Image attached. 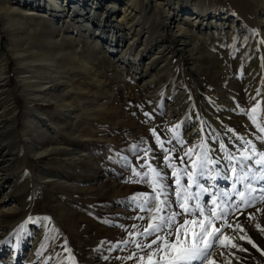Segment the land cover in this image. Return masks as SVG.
Returning a JSON list of instances; mask_svg holds the SVG:
<instances>
[{"label":"rangeland","instance_id":"obj_1","mask_svg":"<svg viewBox=\"0 0 264 264\" xmlns=\"http://www.w3.org/2000/svg\"><path fill=\"white\" fill-rule=\"evenodd\" d=\"M181 2H190L198 7L204 5L208 11L230 14L245 26V31L240 29L236 31L235 40L233 43L230 42L231 44L223 38L225 35L221 32L217 36L222 42L208 41V49L212 52L219 53L220 46L227 54L223 52L219 54L221 62L225 64L224 67L219 66L210 57L208 49L204 48L207 43L200 40H198L200 45L192 49L193 62L201 82L208 86L210 105L216 112L217 123L241 133L240 135L244 132L243 135L255 139L264 146V131L261 130L264 129L262 94L256 98L255 103H250L240 84L231 82L235 69L240 70L239 82L244 79L243 68L252 63L254 56L250 54V49L256 41L259 52L263 53L260 66L264 69V43L261 44L258 39V33L263 29L261 23L258 24L261 10L258 11L257 5L251 0H181ZM87 12L89 10L85 11ZM94 18L97 22L98 17L95 15ZM151 22V19H146L147 26H150ZM1 33L4 36L3 31ZM240 35H243L242 41L238 39ZM237 41L241 42V46ZM85 43L86 40H80L81 49L76 61L68 59L70 67L79 65L80 61L87 62L90 48ZM66 47L72 50L73 45L68 42ZM145 50L147 56L140 61L141 70L154 53L151 52L153 46L150 41ZM7 54L12 61V85L17 86L16 67L13 66L11 55ZM128 57L131 56H126V60L132 64V59ZM238 61L242 65V70L240 67L237 68ZM102 63V60L97 59L91 74L82 73L81 77L75 80L77 89L80 86L85 91L89 87L87 94L81 95L78 90L72 93L74 97H68L67 100V103H73L76 110L78 109L76 101H79L77 99L84 96L82 105L85 110L82 112L93 114L91 123L87 124L84 121L85 115H82L75 120L73 127L69 118L59 113L57 104L34 105L35 108L40 106L39 110H46L45 114L54 126L53 134L39 131L36 134L29 133V138L37 145L42 144L43 147L55 149L72 145L71 147L84 150L85 159L82 155L77 164L71 165L66 160L59 162L58 154L52 159L29 158L28 162H22L15 172L13 166L11 167L9 162L6 163L9 176L2 186V189H5L3 193L8 191L9 185H16L14 192L11 191L10 194L20 200L19 205L23 209L25 207V211L12 218L17 229L10 237H3L11 227L9 225L6 231L0 234V264H41V261L42 264H149V254L161 246V242L158 241L151 248L146 245L151 244L157 235L174 233L184 219H203L204 217L199 216L197 204L203 207L205 216L210 215L209 209L215 212L212 226L207 230L213 232L214 228L220 229V232L216 233L219 239L208 249L210 256L204 264H264V191H262L264 178H260V183L256 186L248 179H243L236 183V191H232L231 185L235 179L222 176L224 174L220 172L219 164L212 163L213 155L208 144L211 140L215 145L225 141L220 140L219 135H215L219 132H213L209 124L204 123L205 130L197 131L199 134L197 133L195 145L189 143L186 136L198 128L195 125L199 123L200 112L193 78L182 63L175 59L170 69L160 77L164 88L155 99L153 96L144 95L141 86L131 77L129 83L119 84L113 79L111 68ZM262 79L264 89V73ZM99 81L101 84H98ZM107 88L114 94L111 100L106 96ZM179 93L188 94L190 99L188 110L184 112L182 106H177L176 117L169 116L167 101L172 95L175 97ZM236 94L238 96H235ZM222 95L233 100L237 109L229 110L222 107L221 103H217ZM16 102L19 109L18 127L21 129L22 126H26L25 119L29 113L24 98L18 92ZM194 110H197L195 113L197 118L193 115ZM79 112L82 113L80 108ZM171 117L174 119L171 120ZM11 128L10 125H6L0 138L13 148L10 144ZM80 134L83 136V142L77 141ZM49 140L52 143L46 146L45 141ZM21 147H25L22 141ZM9 157L7 160H10V163L13 165L17 163L15 159L11 160ZM89 157L91 159H88ZM243 160L237 154L232 158L236 166L245 164ZM39 169H45L47 175L49 173L66 175L71 182L76 181L85 187L86 191H74L73 188L68 189L64 186L46 189L38 175ZM157 173L159 175H156ZM189 174L193 177L194 183L188 180ZM258 175L256 173V176ZM213 176L214 180L211 178ZM177 179L180 181L179 185L176 183ZM28 183L30 188L27 187ZM189 183L191 187H188ZM197 184H203L213 194L220 190L229 192L230 196L218 197L215 203L207 193L202 194L199 199L193 197L187 201L191 215L177 216V224L171 229L165 228L160 233L147 235L145 230L153 223V215L167 217L172 213L183 212L179 204L184 202L185 197L182 194L178 199L175 192L184 186L187 187L188 193L194 194L199 191ZM240 191L244 192L243 198L237 194ZM161 201L165 202L164 210L156 213L155 206ZM5 216L8 217L9 214ZM12 219L2 221L10 224L13 222ZM31 228L42 234V241L36 251V258L27 260L26 253L32 246ZM191 231L189 226L179 233V244L183 247L192 246ZM195 231L201 230L197 227ZM176 239V235H167L169 242ZM207 239L210 238L202 240L196 237L195 243L203 248ZM137 244L140 246L137 247ZM166 251L167 255L159 253L153 257V261L163 255L161 264H170L175 258V252L171 248ZM51 252L53 257L47 259L46 255ZM194 263L199 264L198 261Z\"/></svg>","mask_w":264,"mask_h":264},{"label":"bare ground","instance_id":"obj_2","mask_svg":"<svg viewBox=\"0 0 264 264\" xmlns=\"http://www.w3.org/2000/svg\"><path fill=\"white\" fill-rule=\"evenodd\" d=\"M251 1L257 5L258 11L261 10L258 24L261 23L263 29L258 33V39L263 44L264 0ZM180 2L181 0H0V127H2L0 135H2V129L6 125H10L12 127L10 144L13 146L10 148L8 142L0 138V234L6 231L8 225L11 226L3 234V237L12 235L13 231L17 229L12 218L25 211V207L23 209L19 205L20 200L10 194L11 191L14 192L16 185H9L8 191L3 193L5 189H2V186L9 176L5 167L6 163L9 162L15 172V169L18 170L22 162H28L29 158L33 160L52 159L58 154L60 155L57 157L59 162L66 160L71 165L77 164L82 155L85 159L84 150L80 148L71 147L72 145L57 149L43 147L42 144L41 146L35 144L29 138V133L36 134L42 131L53 134L54 126L51 120H48L49 118L45 114L46 110H39L40 106L35 108V104L43 106H48L51 103L57 104L59 113L62 116H67L73 127L75 120L82 115L87 118L83 119L87 124L91 123L93 114L82 112L85 110L82 105L84 96L76 101L78 109L80 108L82 113H78V109L74 110L73 103H67V100L68 97L73 96V92L78 90L81 95L87 94L89 87L86 89L87 91H84L80 86L77 89L75 80L77 81L82 73L91 74L94 69L93 64L97 59L102 60V64L111 68L112 77L119 84L129 83L131 77L136 84L141 86L144 95L153 96L154 99L164 88L160 77L170 69L175 59L179 60L193 78L195 94L198 97V111L200 112L199 123L195 125L198 128L186 136L189 143L195 145L198 139L197 131L202 132L205 130L203 124H209L211 129L213 128V132H219L215 135H219L220 140L225 141L215 145L211 140L208 144L213 161H216L214 165L219 164L220 172L224 174L222 176L232 177L231 179H235V181L237 176H241L251 181L250 183L255 186L260 183V178H264V163H256V161L264 159V146L255 139L243 135L244 132L240 135L241 133L224 128L223 125L217 123L216 112L210 105L208 86L201 82L193 62L192 49H196L200 45L198 40L207 43L204 48L208 49V41L222 42L217 36L221 32L225 35L223 38L231 44L235 40L236 31L238 29L245 31L246 28L241 21L232 18L230 14L208 11L207 6L204 5L198 7L190 2ZM87 10L89 12L85 13ZM95 15L98 17L97 22L94 18ZM146 19L152 20L150 26H147ZM238 39L242 41L243 35H240ZM80 40H86L90 48L89 58L87 62L80 61L79 65L70 67L68 59L73 62L78 59V52L81 49ZM149 41L153 46L151 52L154 53L144 66L145 68L141 70L140 61L147 56L145 49ZM68 42L72 43V50L66 47ZM238 44L241 46V42ZM218 47L220 52H223L220 46ZM258 48L256 41L250 49V54L252 53L254 56L251 65L243 66L244 79L240 81L242 83L239 82L240 79L238 80L239 69H235L231 77L233 84H240L242 92L250 103H255L256 98L261 94V100L264 103V89L261 84L264 69L260 66L263 53H260ZM208 51L210 57L219 66H225L220 60V52H212L210 49ZM7 53L11 55L14 61L13 66L16 67L17 86L12 85V61ZM223 53L227 55L225 52ZM128 55L131 56L128 58L132 59V64L128 62V59L126 60ZM239 67L242 70L240 61L237 62V68ZM223 73L225 74V72ZM98 84L101 82L99 81ZM15 91L24 98L29 113L25 119L26 126H22L21 129L18 127L17 113L19 109ZM55 92L58 95H55ZM177 95L175 97L172 95L167 101L169 116L176 117L177 106H182L184 112L188 110V102H190L188 94L179 93ZM106 96L109 100L113 98L114 94L111 89L107 88ZM220 98L217 103H221L222 107L229 110L237 109L233 100L226 99L224 95ZM195 113L197 110L193 111V115ZM174 117H171V120ZM82 139L83 136L80 134L77 141L83 142ZM51 140L45 141L46 146L51 145ZM21 141L25 143V147H21ZM11 152L13 154L10 155ZM236 154L244 159L245 164H241L244 166L243 171H241V165L236 166L232 159H228L229 156L233 158ZM8 156L11 160L15 159L17 163L14 165L10 163V160H7ZM232 166L237 170L235 174L232 172ZM256 173L259 175L256 176ZM38 175L46 189L64 186L68 189L73 188L74 191L83 192L85 190V187L76 181L71 182L66 175L61 173L47 175L45 169H39ZM27 187H29V183ZM5 214H9L10 217H6ZM2 219H12L13 222L7 224ZM30 237L32 246L26 253L27 260L36 258V251L42 241V234L36 229L31 228ZM46 256L47 259H51L52 252ZM40 263L42 264V261Z\"/></svg>","mask_w":264,"mask_h":264},{"label":"snow or ice","instance_id":"obj_3","mask_svg":"<svg viewBox=\"0 0 264 264\" xmlns=\"http://www.w3.org/2000/svg\"><path fill=\"white\" fill-rule=\"evenodd\" d=\"M147 115V114H146ZM264 131V129H261ZM191 151V150H190ZM229 160L232 159L231 156L228 157ZM245 159H248V157H245ZM213 164L216 163V161H212ZM256 163L261 164L264 163V159L260 161H256ZM244 166L241 165V171H243ZM236 168H232V172L235 174L236 173ZM136 175H139V173H134ZM156 175H159L158 173ZM212 179H215V176L211 177ZM244 179V177L237 176L236 181L231 185L232 191H236V183L241 182ZM188 180L191 183H194L193 177L191 174L188 175ZM176 183L179 185L180 181L177 179ZM191 183H189L188 187H191ZM197 188L199 189L198 192L194 194L188 193L187 187L181 186L179 191L175 192L176 197L179 199L182 194L184 195L185 199L183 203L179 204V207L183 209V212L179 213H172L168 215L167 217L163 216H157L153 215L152 221L153 223L149 224L148 229L145 230L147 235H152L155 233H160L162 232L165 228L171 229L173 225L177 224L176 217L177 216H183L185 214L191 215V209L187 206V201L189 199H192L195 197L196 199H199L202 194L207 193L212 202L215 203L218 197H229L230 193L227 191L221 192L220 190H217L215 194L210 192L209 188L204 187L203 184H197ZM155 191V188L153 189ZM249 190L251 191V186L249 185ZM264 191V189H262ZM237 194L243 198L244 192L240 191L237 192ZM157 197H153V199H156ZM135 199V197H133ZM164 201H161L159 205L155 206V212L159 213L164 210ZM196 208L199 210V216L204 217L203 219L195 218L192 220L189 219H184L182 223L179 224V226L175 229V232H169L167 235H176L177 239L176 241L169 242L167 240V235L165 236H160L157 235L155 240H152L151 244L146 245V247L151 248L153 244H157L158 241L161 242V246H158L156 249L153 250L152 253L149 254L148 260L149 264H161V262L164 259V256L161 255L158 260L153 261V257L157 256L159 253H164V255H167V249L171 248L175 252V258L170 262V264H193V262L198 261L199 264H204L205 260L210 256V253L208 249L213 247V243L219 239L218 236H216V233L220 232L219 228H214L213 232H209L207 229L209 226H212V217L215 215V212L212 209H209L210 215L205 216L204 214V209L201 207L200 204L196 205ZM143 210V209H142ZM143 219V217H140ZM155 221H159V223H156ZM191 226V235L193 237V244L191 247H183L182 245L179 244V233L182 230H186ZM199 228L201 231L197 232L195 231L196 228ZM214 227V226H213ZM239 227V225H237ZM200 237V239L205 240V238H210L207 239L206 242L204 243V247L200 248L196 243H195V238ZM185 239H187V231H185ZM251 242V241H249ZM140 245L137 244V247ZM235 246V245H233ZM255 246V245H254ZM143 259V257H141Z\"/></svg>","mask_w":264,"mask_h":264}]
</instances>
